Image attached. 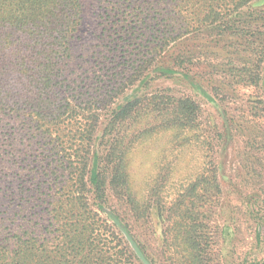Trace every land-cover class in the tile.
<instances>
[{"label": "rangeland", "instance_id": "rangeland-1", "mask_svg": "<svg viewBox=\"0 0 264 264\" xmlns=\"http://www.w3.org/2000/svg\"><path fill=\"white\" fill-rule=\"evenodd\" d=\"M172 1L80 0L81 25L65 66L77 78L74 86L95 74L110 85L124 75L126 66L144 56V46L163 36L167 21L161 20L168 11L182 14L178 7L167 8ZM228 14L236 25L249 28L240 35L219 34L206 25L165 45L155 58L157 64L186 69L219 107L182 79L153 75L141 96L163 101L162 111H142L122 132L130 141L125 164L138 213L124 205L116 208L156 264H188L189 251L179 235L186 206L188 214H201L202 264L264 258V6ZM151 29L158 31L151 35ZM180 97L200 105L194 124L160 125L169 117L166 108ZM52 140L33 122L22 126L14 116L0 114L1 224L28 221L17 215L20 203L44 213L45 193L63 174ZM212 175L217 189H194Z\"/></svg>", "mask_w": 264, "mask_h": 264}, {"label": "trees", "instance_id": "trees-1", "mask_svg": "<svg viewBox=\"0 0 264 264\" xmlns=\"http://www.w3.org/2000/svg\"><path fill=\"white\" fill-rule=\"evenodd\" d=\"M170 3L168 9L178 7L182 14L168 11L161 20L167 21L163 36L144 46V56L126 66L124 75L110 85V80L105 83L95 74L84 85L74 86L77 78L71 77L65 66L68 60L70 63V41L81 25L80 0H0V114L14 116L22 126L33 122L37 130L52 138L63 169L62 178L45 193L44 213L22 208L20 203L17 215L21 222L28 221L0 223V264H144L112 217L144 257L156 264L116 208L124 205L138 213L126 172L130 141L122 134L124 126L150 107L162 111L163 101L141 96L153 75L182 79L218 106L186 69L157 64L155 58L165 45L206 25L218 29L219 34L240 35L249 26L236 25L232 16L228 17L229 11L245 6L253 12L264 6V0ZM157 31L151 29V35ZM166 111L169 117L160 125L186 127L194 124L200 105L190 97L174 98ZM215 179L213 175L205 177L194 189H217ZM185 208L179 235L189 251L188 264H202L201 214H188L190 209ZM248 264H264V258Z\"/></svg>", "mask_w": 264, "mask_h": 264}, {"label": "water", "instance_id": "water-1", "mask_svg": "<svg viewBox=\"0 0 264 264\" xmlns=\"http://www.w3.org/2000/svg\"><path fill=\"white\" fill-rule=\"evenodd\" d=\"M112 220L119 226V228L121 229V231L123 232L125 238L128 240L130 246L132 247V249L134 250V252L138 255V257L141 259V261L144 264H151L143 255V253L141 252V250L138 248L137 244L133 241V239L130 237V235L128 234V232L126 231V229L124 227H122L118 220L115 219L114 217H112Z\"/></svg>", "mask_w": 264, "mask_h": 264}]
</instances>
